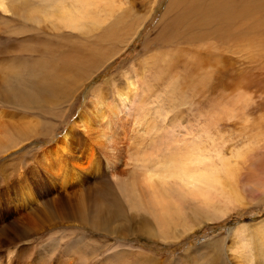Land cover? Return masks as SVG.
<instances>
[{
	"label": "rangeland",
	"instance_id": "rangeland-1",
	"mask_svg": "<svg viewBox=\"0 0 264 264\" xmlns=\"http://www.w3.org/2000/svg\"><path fill=\"white\" fill-rule=\"evenodd\" d=\"M91 3L77 25L29 14L82 0L0 7V264H264V0ZM129 81L130 112L131 98L113 99ZM101 92L143 139L139 154L154 148L147 160L197 144L227 158L239 200L184 193L187 217L168 221L112 166L61 184L48 152Z\"/></svg>",
	"mask_w": 264,
	"mask_h": 264
},
{
	"label": "bare ground",
	"instance_id": "bare-ground-1",
	"mask_svg": "<svg viewBox=\"0 0 264 264\" xmlns=\"http://www.w3.org/2000/svg\"><path fill=\"white\" fill-rule=\"evenodd\" d=\"M91 1L82 0L79 10H73L71 6L63 4L55 12H53L55 7L50 10L35 7L29 16L39 15L45 21L53 20L66 25H77L93 11L94 5ZM6 2L14 10L18 0H0V7L5 8ZM221 4L220 2L217 5V9L224 16L223 12H220ZM95 95V99L94 95L91 97L92 107L84 109L77 116V121L75 120L68 131L60 137L61 141L59 139L55 142L57 146L55 145V148L48 152L50 155L55 154V160L46 159L48 168H55L61 184L74 185L85 173L89 171L95 173L100 168L108 169L112 166L116 179V176L124 174L125 171L130 173L131 182L122 186L130 196H133L131 197L133 201H142L146 198L150 206L159 209L158 219L168 221L176 216L187 217V214L185 215V212L178 208L184 193L201 196L204 204L208 206L213 204V200L218 196L226 197L229 201L239 200L240 196L231 179L233 166L227 158L221 156L219 163H215L202 144H197L196 147L177 148L178 145H175L177 142L173 141L177 149L168 151L170 152L168 155L156 152L157 156L153 160H147L154 148L151 147L148 155L139 154L143 139L138 138L133 133L135 128L128 126L126 120L120 116L119 106L112 104L109 96L106 97L102 92ZM117 96L119 102L125 105L129 104L130 98L132 99L128 108L130 112L135 105L134 82L129 81L126 86L117 87V95L113 99L116 100ZM76 127L81 129L84 135L74 139L73 134L77 135ZM75 149L81 151V155L74 154ZM80 157L85 160H81ZM104 159H107L106 163ZM132 161L136 166L138 165V168L119 169L120 164L128 165ZM106 190H110V187L107 186ZM202 213L197 210L194 215ZM185 224H188L187 221ZM6 230H0V236L5 235ZM27 231L29 229L21 228L19 233L15 232L20 237L27 238L30 236V231ZM12 241L10 238L8 243Z\"/></svg>",
	"mask_w": 264,
	"mask_h": 264
}]
</instances>
